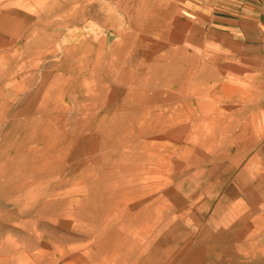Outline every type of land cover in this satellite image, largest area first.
<instances>
[{"label": "rangeland", "instance_id": "1", "mask_svg": "<svg viewBox=\"0 0 264 264\" xmlns=\"http://www.w3.org/2000/svg\"><path fill=\"white\" fill-rule=\"evenodd\" d=\"M180 2L0 0V264H264L233 183L264 108Z\"/></svg>", "mask_w": 264, "mask_h": 264}, {"label": "crops", "instance_id": "2", "mask_svg": "<svg viewBox=\"0 0 264 264\" xmlns=\"http://www.w3.org/2000/svg\"><path fill=\"white\" fill-rule=\"evenodd\" d=\"M167 13L169 19L175 17L176 21L182 22L183 27L190 30V35L184 42L194 48L201 44L208 45L212 53L218 46L227 59V64H230L229 68L225 67V72L230 77L229 82H226V90L232 92L246 88L251 92L255 96V103L251 106L258 116V109L264 108V0H182ZM6 18L9 20L4 25V15L2 26L5 29L0 33V48L3 49L7 45L6 29L10 26V21L19 22L23 16L15 14ZM179 22L176 32L185 33L184 29L181 30ZM4 64L2 61L1 65ZM245 84L247 87H244ZM259 100L262 105L256 103ZM250 101L253 103V99ZM255 119L257 122L259 118ZM228 120V123L232 124L231 119ZM259 121L263 127L264 117ZM223 129H228L230 133L232 131L231 126ZM255 140V149L245 154L246 158L241 160L242 163H247L246 169L241 171L239 181L236 179L233 182L241 185L246 183L248 195L236 204L241 209L249 210L251 215L254 212H264V131ZM218 177L219 175L216 179ZM253 210L255 211L252 212Z\"/></svg>", "mask_w": 264, "mask_h": 264}]
</instances>
